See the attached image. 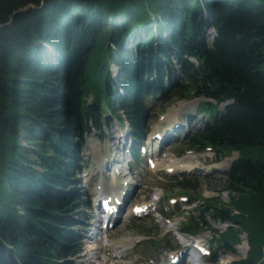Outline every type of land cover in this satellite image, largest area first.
<instances>
[{"label": "trees", "instance_id": "16d2710c", "mask_svg": "<svg viewBox=\"0 0 264 264\" xmlns=\"http://www.w3.org/2000/svg\"><path fill=\"white\" fill-rule=\"evenodd\" d=\"M112 63L126 89L117 102ZM166 73L183 78L168 99L234 101L187 144L240 152L229 202L206 206L232 225L219 235L225 248L247 234L236 264H264V0H0V264H75L84 134L101 129L103 102L141 134L145 91ZM177 187L197 193L190 180Z\"/></svg>", "mask_w": 264, "mask_h": 264}, {"label": "rangeland", "instance_id": "374dc122", "mask_svg": "<svg viewBox=\"0 0 264 264\" xmlns=\"http://www.w3.org/2000/svg\"><path fill=\"white\" fill-rule=\"evenodd\" d=\"M215 33L213 31H211L209 33V36H214ZM114 71L117 72L119 71L118 68H114ZM118 81V80H117ZM120 94H123L124 91L121 90L119 91ZM89 102L91 101V99L88 100ZM179 100H176V102L173 100L169 103H164L161 101L158 102H154V106L152 109V116L155 117L158 113H161L163 111H165L166 109H169L171 107H175L177 102ZM192 109L196 110L197 107H199V103L203 101V99H194L192 100ZM152 104V103H151ZM151 106V105H150ZM203 122V121H202ZM202 122L200 123V125L204 126V123L202 124ZM183 140H179L176 141L174 144H172L170 147H168V149L170 151L173 152L174 156L178 157L181 156V154L183 153L182 151L185 149L184 144L182 143ZM103 145L100 142V138H99V134L97 131H94L91 135L86 137V146L83 150V155H84V159L88 158L87 155L89 156L91 153V149L92 146L97 147L99 150H104V148L101 146ZM101 151V152H102ZM103 154V152H102ZM231 157L237 158L238 157V153H233ZM90 158V157H89ZM88 158V159H89ZM215 153L214 152H206V153H202L201 154H196V158L195 156H192L190 158H185L184 160L188 162L189 165H191L193 163V166L196 169V171L191 174L190 176H181L180 178H177V180H185V179H192L194 182H196V186H198L199 188V194L201 195V198H203L202 201L199 202H192L190 205L187 206H182L180 208V213L176 214L175 217L176 218V222H180L183 220V222H187L189 221V219L191 217H199L201 215L200 213V209L198 206H200L201 204H203L204 200H208V199H216L219 198V202L220 200H222L223 202H228L229 201V196L228 193L226 192V184H227V174L226 169L225 172H219V171H214V167H211V164L213 161H215ZM256 158L259 159L260 161L263 160V157L256 155ZM193 159V160H191ZM205 163V164H204ZM206 165V167H205ZM224 163L221 165V167L223 166ZM191 176H194L196 178H193ZM83 175L80 178L82 179ZM138 180V179H137ZM85 186V184L83 183L82 188ZM159 187L163 189L164 195L166 197H173L176 199H179L178 195H182L183 193L179 192L177 189L172 190L171 186H176V179L174 180H170V183L165 181H161L159 178H157L156 175H151L149 177V179L145 180L143 182L142 187L140 188V192H138V202H141L142 200L146 199L149 200L150 196L148 194L149 190L152 187ZM170 186V189H169ZM149 187V188H148ZM148 188V191H145ZM84 189V188H83ZM194 200H198V199H194ZM168 202V201H165ZM88 217H91L92 213L90 212V210H87V214ZM82 215H80V219L82 220ZM173 217V216H172ZM204 220L206 225H205V231H202L200 233L201 236H203L205 239H207L208 241L212 240L213 238H217L216 232H224L227 227L228 224H223L220 222H216L214 221L212 218H210L207 214H205L204 216ZM237 228V227H235ZM169 230V226L166 224V221L164 219L161 218H157V219H149L147 221H127L124 222L118 226H116L114 228V231H112V240L116 241L119 240L122 237L125 236H142V235H146V236H152L154 238L153 241H144L142 244V246L138 245L136 248V253H143L146 252L148 250V252L150 253V244H154V246L156 245L157 247L155 249H161L165 244L166 241L163 239V236H165L167 234ZM82 240L81 245V253L79 254V256L76 258V264H113L109 263L108 261L105 262L103 260L102 254H97L96 251L99 250L98 245L96 243H94L93 240H89L88 238H86V236ZM109 238V236H107ZM140 246V247H139ZM135 250V249H134ZM249 248H248V244H247V238L246 235H242L241 236V241L240 243H238L236 246H234V252H226V250H219L218 251V256L220 257L218 259L217 263H213L210 261H203L200 262L199 264H221L222 262H231V263H237L239 262L241 259L245 258L247 255ZM101 251V250H99ZM108 260H110V257H107ZM106 258V259H107ZM137 261H133L132 264H136Z\"/></svg>", "mask_w": 264, "mask_h": 264}, {"label": "bare ground", "instance_id": "6f19581e", "mask_svg": "<svg viewBox=\"0 0 264 264\" xmlns=\"http://www.w3.org/2000/svg\"><path fill=\"white\" fill-rule=\"evenodd\" d=\"M231 161H232L231 158L226 159L223 162L224 163V165H223L224 167L223 168H228L230 166V164H231ZM173 162H174V165H176V164L184 165L186 163V161L184 159H182L180 161H173ZM222 164H218L219 167H221ZM188 166H190V165L188 164ZM168 167L169 168H172L173 166L172 165H169ZM182 168H186V167H182ZM106 238H107V235L104 237V239H106ZM134 241H135L134 239H129V238H127V239H120L119 242H118V244H119L120 248H126V247L130 246ZM100 246H101V248H99V250L104 251V249H105L104 245L103 244H100ZM112 253L113 252L111 251V255H112V256L110 255L111 258L114 259V257H115L117 259V252H115V254H112Z\"/></svg>", "mask_w": 264, "mask_h": 264}]
</instances>
